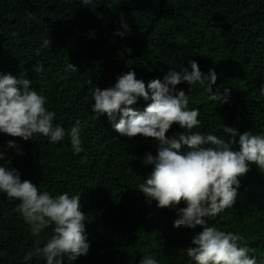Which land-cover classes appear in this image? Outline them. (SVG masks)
<instances>
[{
    "label": "trees",
    "instance_id": "trees-1",
    "mask_svg": "<svg viewBox=\"0 0 264 264\" xmlns=\"http://www.w3.org/2000/svg\"><path fill=\"white\" fill-rule=\"evenodd\" d=\"M122 21L131 29L123 37L115 35L125 31ZM45 38L52 41L46 48ZM191 60L204 74L215 70L214 92L230 89L228 102L219 103L209 100L206 86L177 85L189 97L188 108L200 113L192 131L230 140L226 125L264 135V0H0V74L29 79L56 113L54 125L66 130L58 143L38 133L27 141L0 133V166L18 170L53 197L81 196L90 249L65 264H139L145 255L158 264H195L186 249L195 247L192 239L203 227L176 228L178 208L186 205L159 208L138 190L154 170L144 160L158 154V142L121 136L107 114L92 108L96 87L111 88L130 71L146 84L163 80L170 70L190 72ZM37 63L43 72L33 71ZM150 103L141 97L132 107L143 111ZM77 121L83 151L74 154L68 133ZM184 131L174 124L167 136ZM232 150H240L239 135ZM249 168L239 178L235 204L206 219L241 236L238 245L264 264V169ZM19 203L0 192V264H47L43 256L24 257L37 240L46 244L54 225L33 236L15 211Z\"/></svg>",
    "mask_w": 264,
    "mask_h": 264
},
{
    "label": "clouds",
    "instance_id": "clouds-1",
    "mask_svg": "<svg viewBox=\"0 0 264 264\" xmlns=\"http://www.w3.org/2000/svg\"><path fill=\"white\" fill-rule=\"evenodd\" d=\"M85 5L91 0H82ZM29 14V19H32ZM125 31L115 35L123 37L130 32V26L122 21ZM52 43L43 40L42 47ZM129 52L132 50L129 49ZM37 56L40 49L35 50ZM191 71L170 70L163 78L149 81L147 84L136 78L134 71L118 77L116 84L104 90L96 87L92 108L97 116L107 114L115 130L121 136L134 138L138 135L153 138L158 142V154L149 153L144 160L146 165H154V170L145 183L138 186L148 202L157 201L159 208H178V218L174 226L195 229L202 226L203 231L195 235L192 244L195 247L186 249L187 255L195 264H257L249 256V249L238 245L243 238L232 232L209 226L206 218L216 217L236 202L240 177L250 170L254 163L264 169V135L251 132L239 134L231 127L223 131L231 137L225 140L213 134L193 132L201 124L199 110L188 108L189 97L184 90H177V85L187 83L191 86L199 83L206 86L211 93V101L228 102L230 89L213 91L217 82V73L210 69L204 74L197 61H189ZM73 71L77 67L71 63L67 66ZM33 71L41 73L43 65L36 64ZM31 81L18 78L12 74H0V133L19 137L27 141L34 134H43L52 143L64 139L66 130L53 123L56 113L46 107V97L31 87ZM151 100L143 111L132 106L139 98ZM119 120L117 122V116ZM174 124L181 129L179 136L171 138L167 133ZM74 154L83 151L80 122L68 133ZM239 135L240 150H232L235 137ZM9 147H16L14 141H8ZM0 153V159L3 158ZM0 192L6 193L9 200H18L15 211L29 225L31 234L39 237L50 225H54L53 235L43 247L36 241L34 251L24 259L35 256L46 258L47 264H65L76 261L82 255H88L90 244L85 235V214L81 211V196H70L68 192L53 195L48 191L41 192L31 180H22L16 169L0 166ZM139 264H158L150 255L141 258Z\"/></svg>",
    "mask_w": 264,
    "mask_h": 264
}]
</instances>
